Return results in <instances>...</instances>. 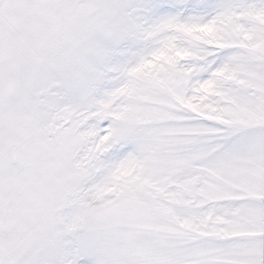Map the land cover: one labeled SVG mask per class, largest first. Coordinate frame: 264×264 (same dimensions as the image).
<instances>
[{
	"label": "snow or ice",
	"instance_id": "1",
	"mask_svg": "<svg viewBox=\"0 0 264 264\" xmlns=\"http://www.w3.org/2000/svg\"><path fill=\"white\" fill-rule=\"evenodd\" d=\"M0 264H264V0H0Z\"/></svg>",
	"mask_w": 264,
	"mask_h": 264
}]
</instances>
